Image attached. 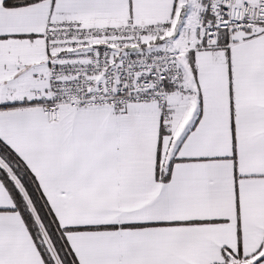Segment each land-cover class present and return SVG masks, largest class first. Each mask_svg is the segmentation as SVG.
Instances as JSON below:
<instances>
[{"label": "snow or ice", "instance_id": "1", "mask_svg": "<svg viewBox=\"0 0 264 264\" xmlns=\"http://www.w3.org/2000/svg\"><path fill=\"white\" fill-rule=\"evenodd\" d=\"M0 264H264V0H0Z\"/></svg>", "mask_w": 264, "mask_h": 264}]
</instances>
